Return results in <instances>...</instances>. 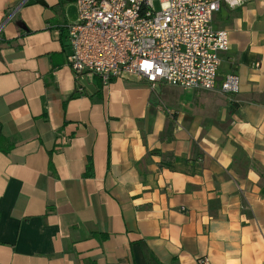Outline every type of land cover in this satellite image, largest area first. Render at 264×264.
<instances>
[{
  "label": "crops",
  "instance_id": "1",
  "mask_svg": "<svg viewBox=\"0 0 264 264\" xmlns=\"http://www.w3.org/2000/svg\"><path fill=\"white\" fill-rule=\"evenodd\" d=\"M71 6L0 0V264H264V0L214 13L236 95L76 79Z\"/></svg>",
  "mask_w": 264,
  "mask_h": 264
},
{
  "label": "built area",
  "instance_id": "2",
  "mask_svg": "<svg viewBox=\"0 0 264 264\" xmlns=\"http://www.w3.org/2000/svg\"><path fill=\"white\" fill-rule=\"evenodd\" d=\"M222 1L230 6L243 2L75 0L77 18L66 25L68 65L76 79L90 73L105 85L114 78L136 77L152 87L165 83L236 95L239 75L231 72L221 80L218 77L222 53L230 46L228 31L212 26ZM197 264L212 263L201 256Z\"/></svg>",
  "mask_w": 264,
  "mask_h": 264
},
{
  "label": "rangeland",
  "instance_id": "3",
  "mask_svg": "<svg viewBox=\"0 0 264 264\" xmlns=\"http://www.w3.org/2000/svg\"><path fill=\"white\" fill-rule=\"evenodd\" d=\"M69 12H70V19H75L77 18V16L75 15V7L74 6H71L70 9H69ZM72 19V20H73ZM161 87V89L163 90V92H165L166 89H174V90H179V88H176L175 86H172V85H168V84H165V83H160L159 85ZM167 98V96L165 97Z\"/></svg>",
  "mask_w": 264,
  "mask_h": 264
}]
</instances>
